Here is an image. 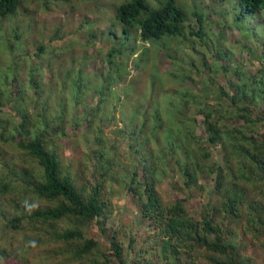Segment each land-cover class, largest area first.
<instances>
[{
    "label": "trees",
    "instance_id": "obj_1",
    "mask_svg": "<svg viewBox=\"0 0 264 264\" xmlns=\"http://www.w3.org/2000/svg\"><path fill=\"white\" fill-rule=\"evenodd\" d=\"M49 1L0 0V219L9 225L28 194L53 204L23 210L11 221L31 220L16 248L22 264L30 262L28 240L43 246L34 236L40 230L55 234L59 254L90 264H113L112 257L116 264H264V134L258 130L264 126V59L257 48L251 62L259 69H245L241 46L218 31L219 42L204 54L222 62L207 60L197 47L209 13L230 10L229 0H103L104 7L98 0H53L54 8L87 7L94 16L77 19L69 31L79 32L69 41L67 31H37V10H49ZM232 1L242 5L235 20H261L264 0ZM218 17L225 30L232 28L224 24L225 12ZM137 32L155 46L167 41L176 87L124 103L114 95V77L134 50L126 39ZM175 37L174 48L169 41ZM103 48L115 59L114 70L95 85L85 66ZM196 108L205 115L200 133L190 112ZM121 138L128 141L126 170L115 155ZM218 144L228 155L219 162L211 150ZM166 178L181 189L180 198L161 195ZM200 191L206 200L189 208ZM125 198L139 210L136 218H123ZM66 219L74 225L62 231ZM144 225L145 233H137ZM89 226L107 245L88 234ZM252 246L262 259L248 254Z\"/></svg>",
    "mask_w": 264,
    "mask_h": 264
},
{
    "label": "rangeland",
    "instance_id": "obj_2",
    "mask_svg": "<svg viewBox=\"0 0 264 264\" xmlns=\"http://www.w3.org/2000/svg\"><path fill=\"white\" fill-rule=\"evenodd\" d=\"M101 2V6L104 7L103 0H98ZM189 1V0H187ZM196 4L203 3L201 0H195ZM193 0H190V3L192 4ZM48 3H50V9L49 10H37V19H38V27L37 31L40 29H44L47 36H50L51 34L54 35V31H58L59 34H62L63 32H66V36L63 38H66L67 41H69V38L74 39V37L78 34L79 31H69V28L74 29L77 26V19H82L84 16L85 18L91 17V19H94V16L87 12V7H80V9L75 10L71 12L69 11H63L58 8H54L55 2L53 0H50ZM224 6L230 10H224L221 11H213L209 13L210 16V22H207L205 24L203 31V35L200 38L197 39V47L201 49V55L208 60L210 58L211 61L216 60L222 62V58L220 55L217 57H214V55H211V57H208L209 54H207V45H217L219 42L218 36L215 33L216 31L220 32L222 35H225L228 38V41L234 44H239L241 46V51L238 53L239 59L242 61L241 63L244 65L245 69L249 71L258 70L259 67L254 65L251 61L254 54L258 53L260 57L264 59L263 55V47H264V13L262 14V18L260 22L256 21H246L245 18H237L235 20L234 18L238 16V13L242 10V5L240 3L234 4L232 0L225 1ZM105 4V3H104ZM233 12V19L231 21L225 22L224 24H229L232 26L226 27L230 28L226 31L225 26H222L218 22H216L217 18L218 20L223 23L224 19L222 17H218V15L222 12H225L228 16V19H231ZM112 15L113 13L110 12ZM109 14L106 15L108 17ZM62 20H68V25L62 24ZM7 22V21H6ZM58 22H60L58 30L56 29ZM71 22V24H70ZM216 22V23H215ZM8 23V22H7ZM88 23L85 22L84 26L82 27V30L84 31L85 27H87ZM256 29L257 31H254ZM205 31H212V32H205ZM85 32V31H84ZM254 33H257L261 35V41L260 39H254ZM126 39L127 46H130V44L133 46V51L130 52L128 55V59L124 61V69L122 72H120V76L115 74V79L118 80L117 83H115V80H111L115 83L116 89L114 87L115 96H118L121 101L124 103H127L128 101H131L132 103H137V100L139 99L138 95L143 94V92H150L153 93V97H156L158 95L159 97L167 92V90H174L176 86H174L175 81L177 77H175L174 74L171 72L174 70V66L172 63V60L170 57H167L165 54V48H166V42L163 43V40L160 41V44L155 46L150 44L148 41H142L141 37L138 35V32ZM241 40L239 41V39ZM131 39V40H130ZM117 44H120V41H115ZM179 42V38L175 37V40L169 41V45L173 46L174 48ZM227 42V43H229ZM150 45V49L147 50L146 46ZM173 48V49H174ZM258 48V49H257ZM257 49V52L255 53ZM92 51V50H91ZM108 51L106 48H103L100 51H97V55L95 59L91 62H89L85 67L86 70L91 72L93 75H89L91 79V82L95 85H99V83H105L108 81L106 71L109 69L114 70V58L112 60H109L108 58ZM206 51V54H204ZM90 52V49H89ZM0 53H4V48ZM251 55V56H250ZM257 55V56H258ZM124 55H115V57L118 61H123ZM258 56V57H259ZM252 57V58H251ZM254 59V58H253ZM5 60L11 61V58H8V54H5ZM244 62V63H243ZM264 62V60H263ZM218 63V62H217ZM181 69V68H179ZM159 82V84H157ZM162 82L165 83V85H162ZM206 82L209 85H212L208 79H206ZM135 90V92H134ZM150 95L147 96L146 100L148 99ZM113 97V95H111ZM114 98V97H113ZM145 100V101H146ZM199 111V108H196ZM196 109H191L190 112L194 113L195 118H197L198 121V133L201 132V128L203 126V121L205 118V115L202 111L197 112ZM122 124V123H121ZM121 124L116 120L115 126L116 127H122ZM104 125L107 129H109V125H107L104 122ZM67 129H71L70 127H67ZM260 134H264V126L258 129ZM104 133L111 139L112 134L109 132V130L104 131ZM66 145L69 143L68 141H65ZM128 147V141L125 138H121L117 142V147L115 151V155H118L121 159V162L124 165V169L126 170L125 164H130L129 159L127 158L126 151ZM211 150L213 154L215 155V158L219 162L220 160H224L226 156V152L223 151V148L221 144L213 145L211 147ZM173 178V176H172ZM175 184L173 179L166 178L164 181L160 184L159 191L161 195L166 199H175L180 198L181 189L178 190V187H175ZM200 190V189H198ZM201 192V191H200ZM202 193V192H201ZM31 195H27L22 201H24L26 198H30ZM184 197V196H182ZM33 200L38 207H48L53 206L52 202L46 199H30ZM206 200L205 195L202 193V196L200 194L193 195L189 198L187 201V205L189 208H192L196 206L199 202H204ZM121 207L125 208L127 207V211L124 212L123 218L125 220H130L133 218H136L139 214V210L137 207L133 204L132 199L125 198L122 200ZM37 207V208H38ZM25 209L23 207L18 208V213L11 215L8 222L10 223L7 225L6 220L0 219V256L4 257V263H13L17 262L18 264H22V261L20 260V254H18L17 249L18 248V242L21 243V240L24 238V235L26 231L29 229V224L31 223V220L29 219H23L21 222L17 223V226H14L11 222L15 216L21 215ZM15 213V212H14ZM62 226V231L65 227H68L70 225H74V221L71 219H66L59 223ZM88 234L90 236L95 235V237H100L101 234L99 231H96L94 227H88ZM146 231L145 225L142 229H137V233L143 234ZM147 233V232H146ZM39 238V242L42 243V247L38 246L35 248H29V254H24L25 256L28 255L30 257L29 264H66L67 262L69 264H90V262H82L77 261L75 258H71L72 255L67 254H59L57 251L59 250V245H56L57 237L55 234L49 235L48 233H45L43 230H40L37 235H34ZM33 236V237H34ZM12 239L11 242L7 245L9 252L6 253L7 246H4L2 244L3 241L7 239ZM103 245H107L106 240L98 238ZM62 244V243H61ZM111 252V251H110ZM105 254L104 252H102ZM109 254V252H108ZM248 254L257 255V260L262 259L261 255H259V250L257 247H251L248 250ZM59 257L56 259L55 262L51 261L48 257ZM112 263L116 264V258L112 257ZM14 264V263H13Z\"/></svg>",
    "mask_w": 264,
    "mask_h": 264
},
{
    "label": "clouds",
    "instance_id": "obj_3",
    "mask_svg": "<svg viewBox=\"0 0 264 264\" xmlns=\"http://www.w3.org/2000/svg\"><path fill=\"white\" fill-rule=\"evenodd\" d=\"M262 12L264 13V10ZM231 14H232V11H231ZM232 19H233V15H232L231 19H229V21H231ZM250 21L260 22L261 20H259V18L256 15L255 16V20H250ZM227 30H228V28L226 29V31ZM229 30H230V28H229ZM254 31H257V30L254 29ZM138 35H139V32H138ZM254 39H260V41H261V35H259L257 33H254ZM22 207L25 209V211L31 212V211L37 209L38 205L34 201L26 198L23 201V203H22ZM26 246L31 247V248H35V247H37V241H35V240H28L26 242ZM0 264H4V257H2V256H0Z\"/></svg>",
    "mask_w": 264,
    "mask_h": 264
}]
</instances>
